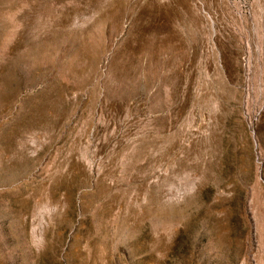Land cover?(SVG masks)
Segmentation results:
<instances>
[{
  "label": "rangeland",
  "instance_id": "1",
  "mask_svg": "<svg viewBox=\"0 0 264 264\" xmlns=\"http://www.w3.org/2000/svg\"><path fill=\"white\" fill-rule=\"evenodd\" d=\"M49 260L264 264V0H0V264Z\"/></svg>",
  "mask_w": 264,
  "mask_h": 264
},
{
  "label": "trees",
  "instance_id": "2",
  "mask_svg": "<svg viewBox=\"0 0 264 264\" xmlns=\"http://www.w3.org/2000/svg\"><path fill=\"white\" fill-rule=\"evenodd\" d=\"M11 201H13V198L11 199ZM46 264H52V263H51L50 260H49L48 262H46Z\"/></svg>",
  "mask_w": 264,
  "mask_h": 264
},
{
  "label": "water",
  "instance_id": "3",
  "mask_svg": "<svg viewBox=\"0 0 264 264\" xmlns=\"http://www.w3.org/2000/svg\"><path fill=\"white\" fill-rule=\"evenodd\" d=\"M55 264H57V260L55 261Z\"/></svg>",
  "mask_w": 264,
  "mask_h": 264
}]
</instances>
